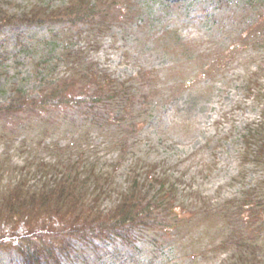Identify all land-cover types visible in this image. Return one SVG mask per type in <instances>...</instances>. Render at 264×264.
<instances>
[{
	"label": "rangeland",
	"instance_id": "374dc122",
	"mask_svg": "<svg viewBox=\"0 0 264 264\" xmlns=\"http://www.w3.org/2000/svg\"><path fill=\"white\" fill-rule=\"evenodd\" d=\"M71 1L0 0V16L11 17L0 18V194L24 180L39 187L62 164L93 166L109 180L102 214L136 181L148 198L174 192L173 208L160 207L169 227L131 229L129 245L71 244L66 264H264V0H82L110 6L100 25L64 15ZM37 7L55 12L35 18ZM86 65L131 94L120 126H95L73 109L48 119L33 103L18 108L20 96L37 100L47 82ZM27 217L30 227L37 218ZM11 222L0 213V233ZM0 264L20 258L0 248Z\"/></svg>",
	"mask_w": 264,
	"mask_h": 264
},
{
	"label": "trees",
	"instance_id": "16d2710c",
	"mask_svg": "<svg viewBox=\"0 0 264 264\" xmlns=\"http://www.w3.org/2000/svg\"><path fill=\"white\" fill-rule=\"evenodd\" d=\"M108 8L110 6L97 10L94 4L72 0L65 7L63 14L68 16L76 14L77 18L82 14L80 18L85 16V20H73L100 25L104 24L105 19L111 15L108 13ZM37 9L42 14L32 12L35 18L49 19L55 12L52 9L47 11L46 7H37ZM96 10V14H101L94 18ZM0 18L11 20L6 13ZM24 18L35 19L30 15ZM91 67V65L78 67L72 76L56 82H47L37 100L27 102L21 99L23 96H20L17 101L18 108H21V111L31 110L36 105L48 119L58 118L60 111L73 109L75 113L81 114L95 126L105 127L111 122L120 126L123 120H127V116L122 112L126 107L124 105L132 102L131 94L124 83L110 79L108 76L99 78L97 74L89 73ZM91 83L94 84L93 87ZM17 92L19 89L15 91ZM66 95L75 99L72 100ZM7 110L10 108L8 107ZM129 118L133 119L130 116ZM134 125L132 121L131 126ZM255 134H261V127ZM255 134H252L254 138ZM125 140L124 137L122 147L125 145ZM261 148L262 155L258 153L256 156L264 162V144ZM39 171L44 172L41 174H48V171H44V165L39 166ZM149 177L150 175H147L146 179ZM155 179L157 185V178ZM108 183L109 180L104 174L96 172L93 166L85 170L76 164H62L56 167L46 181L36 188H32L25 180L19 181L14 187H10L12 192H1L4 196L0 194V213L12 221L8 228L0 233V248L14 250L20 258V264H66L72 252L71 244L77 250V247H83L82 244L96 246L93 244L94 241L114 243L118 237L126 240L125 244L129 245V238L133 235L131 229H137V234L143 235L144 231L156 232L169 227L167 224L170 219H167L168 216L163 210L173 208L174 192L161 188L158 191L159 197L148 198L142 194L137 182L133 181L127 190L121 193L118 202L107 213L102 214L97 205L102 195L100 188L105 189ZM89 184L92 185L93 192L88 191ZM161 205L165 206L164 209L160 208ZM245 206L248 213H252V204L246 202L240 208ZM179 210L184 214L183 209L179 208ZM29 213L37 218L30 227H28L29 223L21 224L28 218ZM18 223L22 226H17ZM172 226L176 227V225ZM18 229L42 230L31 234L36 237L22 234L18 238L15 236L8 238L16 234ZM55 237L60 238V241H55ZM237 238L233 235L228 240L239 249L242 245L237 243ZM237 261L241 264L245 262L243 259Z\"/></svg>",
	"mask_w": 264,
	"mask_h": 264
}]
</instances>
